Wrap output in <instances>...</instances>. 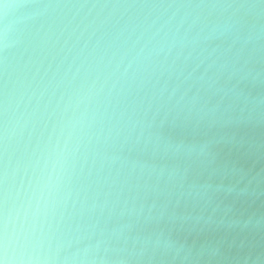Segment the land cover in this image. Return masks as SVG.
<instances>
[{
  "label": "clouds",
  "instance_id": "obj_1",
  "mask_svg": "<svg viewBox=\"0 0 264 264\" xmlns=\"http://www.w3.org/2000/svg\"><path fill=\"white\" fill-rule=\"evenodd\" d=\"M0 264H264V0H0Z\"/></svg>",
  "mask_w": 264,
  "mask_h": 264
}]
</instances>
